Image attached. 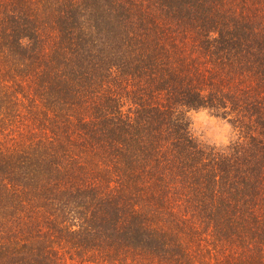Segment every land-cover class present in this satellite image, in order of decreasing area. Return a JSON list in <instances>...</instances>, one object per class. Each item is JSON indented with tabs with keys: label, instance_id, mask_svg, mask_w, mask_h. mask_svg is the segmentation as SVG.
Instances as JSON below:
<instances>
[{
	"label": "trees",
	"instance_id": "obj_1",
	"mask_svg": "<svg viewBox=\"0 0 264 264\" xmlns=\"http://www.w3.org/2000/svg\"><path fill=\"white\" fill-rule=\"evenodd\" d=\"M0 264H264V0H0Z\"/></svg>",
	"mask_w": 264,
	"mask_h": 264
},
{
	"label": "clouds",
	"instance_id": "obj_2",
	"mask_svg": "<svg viewBox=\"0 0 264 264\" xmlns=\"http://www.w3.org/2000/svg\"><path fill=\"white\" fill-rule=\"evenodd\" d=\"M27 44V40L22 42ZM207 95V93H202ZM183 113L185 121L188 122V133L190 138L201 147H211L216 152L227 155L229 147L240 140V130L234 128L230 123L232 115L225 117L223 113L230 112V107L213 108L211 106H200L199 108H187L178 106L177 115Z\"/></svg>",
	"mask_w": 264,
	"mask_h": 264
}]
</instances>
